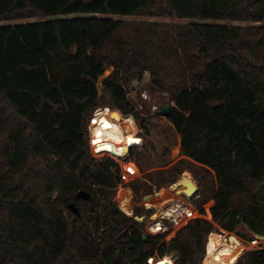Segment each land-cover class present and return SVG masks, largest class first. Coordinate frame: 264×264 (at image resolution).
<instances>
[{
	"label": "trees",
	"instance_id": "trees-1",
	"mask_svg": "<svg viewBox=\"0 0 264 264\" xmlns=\"http://www.w3.org/2000/svg\"><path fill=\"white\" fill-rule=\"evenodd\" d=\"M138 15L197 22L130 31L112 18ZM35 16L0 25V264H148L170 252L167 264H202L206 251L204 264H225L208 244L214 223L264 236V0H0V21ZM145 72L175 104L164 116L129 101ZM106 102L114 110L92 133L122 145L138 128L127 150L143 176L170 167L177 146L214 173L197 205L205 214L210 202L212 222L191 219L171 239L144 231L142 186L90 154ZM238 264H264V250Z\"/></svg>",
	"mask_w": 264,
	"mask_h": 264
},
{
	"label": "rangeland",
	"instance_id": "rangeland-1",
	"mask_svg": "<svg viewBox=\"0 0 264 264\" xmlns=\"http://www.w3.org/2000/svg\"><path fill=\"white\" fill-rule=\"evenodd\" d=\"M112 18L115 20H122L126 22L127 24L126 27L130 31L144 22L149 23V24L154 23V24H160V25H167L170 27H173V26L177 27L180 25L187 26L191 23L197 22L196 20L180 19L174 15L173 16L138 15V16H133V17H116L115 16ZM43 19L44 17H41V16H35L33 18H24V19H12V20L0 21V25H6V24L14 25V24H20V23H29V22H35V21L43 20ZM106 72H109L111 75L113 72V69L109 68L106 70ZM103 80H104V77L99 80L100 89H102L101 87H102ZM128 98L137 111H139L140 113L150 114V115L155 114L157 111L161 110L163 107L167 106L168 104H171L173 106L175 105L174 102H172L171 96L169 95V93L161 91L153 85V79L149 72L144 73L143 79L140 82L133 83V85L130 87ZM103 105H105V107L100 108L97 111L94 121L97 117V114L103 109L114 110L110 108V104L108 102L103 103L102 106ZM93 124L94 122L90 126L91 127V137H90L91 143H89V150H90L91 156L97 159H100L103 156L110 157L109 155L104 154L105 152H107L114 157L113 159L121 167L120 172L126 173V170H128V171H132V173L133 172L135 173V169L133 165L135 167L136 165L129 158L127 147L131 142L135 141L136 135L138 134L137 126H136L137 128L136 134L134 136L127 135L126 142L122 145L121 144L118 145L115 142V140L104 139V141H100L98 138V134L94 135V133H92ZM172 156H173V164L167 169H165L164 171H153L152 172L153 175H151L150 178H147L146 176H143L142 174H139L137 172L135 175L130 176L128 178V182L123 183V185H128L129 187H133L135 184H140L142 186V189L139 194L140 196L137 200L139 204L143 205V208L141 205L142 211H141L140 216H147L146 219L143 221V227H142L146 233L147 232L153 233L154 232L153 230H156V228L154 227L155 226L154 224L157 222L156 221L157 219L153 220L152 215L157 214L158 219H160V216L163 215V213L164 214L168 213L166 210L170 206V203H171V208L174 206L175 207L181 206V207H177L178 209L180 208L181 213L177 212L172 217H176L177 215L183 214L185 211L184 208H188L192 210L195 207L197 211H195L194 215L197 212L199 213L201 209L197 207V205L199 206L202 203L201 196L203 192L208 191L206 195L209 196L210 193H209L208 188L215 187L214 173L210 172L205 167H202L201 165H198L194 163L193 161L183 157L180 153V146H177L176 148L172 150ZM182 176H186L189 180H192L198 186L199 192L197 193V195L193 199H187L186 197H180L182 201H177V198L174 197L173 201L176 200L175 203L169 201L167 202V204H165V207L163 209L159 210L158 208L155 207L153 211H151L150 213L147 212L146 209L144 208L145 198L148 197V207L149 208L152 207L151 199L153 198V196L156 195L157 193H161V192L165 193V192L170 191V188L174 184H176L178 181H180ZM119 188H121V186H119ZM123 192H124L123 189H121V192H120L121 194H119L118 196L122 195ZM175 204H178V205H175ZM209 206H210V202L203 206V209L205 210V215L203 219L211 221L212 217L211 215L210 216L208 215ZM169 223L170 222L166 223L167 225L166 227H171ZM213 225H214L213 232L219 233L222 235H230V236L234 235L241 242L242 244L241 252L242 253H240L238 260L236 261L235 264H238L240 259L244 255H246V253L249 251L264 250V236L256 235L245 224H239L238 226H236L234 232L225 231L221 229L215 223ZM178 230H174L172 231V233H169L168 234L169 237L167 239L173 238L178 232ZM163 231H165V228L163 229ZM160 233H163V232H160ZM211 234L208 237V244H209V238ZM176 255H177L176 252H170L166 254L165 257L163 258H159V257L151 258L148 261V264H167L170 262L175 263ZM205 256H206V253H205ZM204 258H203V261H204ZM203 261H202V264H203Z\"/></svg>",
	"mask_w": 264,
	"mask_h": 264
},
{
	"label": "built area",
	"instance_id": "built-area-1",
	"mask_svg": "<svg viewBox=\"0 0 264 264\" xmlns=\"http://www.w3.org/2000/svg\"><path fill=\"white\" fill-rule=\"evenodd\" d=\"M99 109H97L94 113H93V115H92V117H91V119H90V122H89V126H88V131H89V139H90V137H91V124L94 122V118H95V115H96V113H97V111H98ZM89 143H91V139H90V142ZM129 149H130V147H129ZM104 154H107V155H109L110 156V158H114L111 154H109V153H107V152H105ZM128 156H129V151H128ZM103 157H105V156H103ZM114 160V159H113ZM133 167H134V169H135V173L133 172L132 173V171H128V170H126V173H123V172H120V177H121V180H122V183H124V182H128V178L130 177V176H133V175H135L137 172L140 174V172H139V170H138V168H137V166L135 167L134 165H133ZM121 168V167H120ZM148 198V197H147ZM181 207V206H180ZM144 208L146 209V211H148V212H151V211H153V209L155 208V207H148V206H146L145 204H144ZM197 208V207H196ZM170 209H171V207H170ZM186 209L187 208H184V213L183 214H181V215H177L176 217H170V216H174V215H168V213H166V214H163V215H161V217H160V219H157L156 221V223L154 224L155 226V228H156V230H153L154 232L153 233H149V232H147L148 234H150V235H155V234H162V233H160V232H163V233H172V231H174V230H180L182 227H184L185 225H187L188 224V222L191 220V219H194V218H204V215L205 214H202L201 213V210L199 211V213L197 212L195 215H194V213H195V211H197L196 209H195V207H194V209H189V210H191L190 212H187L186 211ZM208 213L210 214V211L208 210ZM211 215V214H210ZM167 222H170L169 224L171 225V227H166L167 225H166V223ZM210 222H212V219H211V221ZM165 228V231H163V229ZM178 230V231H179ZM150 260V259H149ZM151 262V261H150Z\"/></svg>",
	"mask_w": 264,
	"mask_h": 264
},
{
	"label": "water",
	"instance_id": "water-1",
	"mask_svg": "<svg viewBox=\"0 0 264 264\" xmlns=\"http://www.w3.org/2000/svg\"><path fill=\"white\" fill-rule=\"evenodd\" d=\"M109 75H110L109 72L104 73V75L101 77V78L104 77L103 82L106 79H108ZM172 106L173 105L168 104L167 106L163 107L161 110L157 111L155 114L158 116H164V115L169 113ZM129 151H130V149H129ZM198 192H199L198 186L192 180H189L186 176H182L180 181H178L176 184H174L170 188V191L165 192L163 197L169 198V197H173V196H175V197L179 196V197H186L187 199H193L197 195ZM89 197H90V195L86 191H81L80 193H78V198L83 199L85 201H88ZM144 203L146 206H148V198H145ZM69 208L73 211V213L77 217H80V212L74 203L70 204ZM146 217L147 216L136 217L135 219L138 223H142L146 219ZM143 238L145 240L146 235H144Z\"/></svg>",
	"mask_w": 264,
	"mask_h": 264
},
{
	"label": "bare ground",
	"instance_id": "bare-ground-1",
	"mask_svg": "<svg viewBox=\"0 0 264 264\" xmlns=\"http://www.w3.org/2000/svg\"><path fill=\"white\" fill-rule=\"evenodd\" d=\"M173 198L174 197H171L168 201H166L164 204H162L159 210L163 209L165 207V204H167V202H169V201L175 203L176 200L173 201L174 200ZM175 198H177V197H175ZM177 201H182V200L177 198ZM175 205H178V204H175ZM170 207H171V203H170V206L166 210L168 212V215H174L177 212H180V208L179 209L177 208V207H180V206H177V207L174 206L171 209H170ZM181 211H183V210H181ZM186 211L190 212L191 210H189L187 208ZM152 216H153V218H152L153 220L158 219V215L157 214H153ZM211 238H212L214 244H216L215 246H217V249H218V251H217L218 255L215 252H214V254L221 261H223L225 264H235L236 261L238 260V257L240 255V253H242L241 252V245L242 244L239 241V239L236 236H234V235H231V236L230 235H222V234L215 233V232H213L211 234ZM230 239H232V240H230ZM204 260H205V258H204ZM203 264H204V261H203Z\"/></svg>",
	"mask_w": 264,
	"mask_h": 264
},
{
	"label": "snow or ice",
	"instance_id": "snow-or-ice-1",
	"mask_svg": "<svg viewBox=\"0 0 264 264\" xmlns=\"http://www.w3.org/2000/svg\"><path fill=\"white\" fill-rule=\"evenodd\" d=\"M105 127H110V125H107V124H106Z\"/></svg>",
	"mask_w": 264,
	"mask_h": 264
},
{
	"label": "crops",
	"instance_id": "crops-1",
	"mask_svg": "<svg viewBox=\"0 0 264 264\" xmlns=\"http://www.w3.org/2000/svg\"><path fill=\"white\" fill-rule=\"evenodd\" d=\"M176 148V147H175Z\"/></svg>",
	"mask_w": 264,
	"mask_h": 264
}]
</instances>
